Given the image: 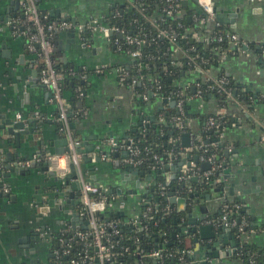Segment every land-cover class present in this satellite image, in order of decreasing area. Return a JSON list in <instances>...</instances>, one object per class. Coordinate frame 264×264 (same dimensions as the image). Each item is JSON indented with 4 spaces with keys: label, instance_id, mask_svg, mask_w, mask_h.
Segmentation results:
<instances>
[{
    "label": "crops",
    "instance_id": "obj_1",
    "mask_svg": "<svg viewBox=\"0 0 264 264\" xmlns=\"http://www.w3.org/2000/svg\"><path fill=\"white\" fill-rule=\"evenodd\" d=\"M121 1L37 0V4L48 20L84 24L92 18L103 20ZM211 1L216 22L246 41L248 48L230 46L219 66L210 70L209 75L215 77L223 71L237 89L249 95L251 103L249 107L233 103L227 109H219L214 99L192 98V83L199 78V73L182 76L179 85H189L188 94L192 95L188 100L189 113L221 115L217 141L214 142L222 145L224 167L211 179L208 187L199 190L191 187L189 191L197 194L191 198L188 194L179 195V189L174 190L176 196L186 197L187 211H178L177 204L170 207L182 213L179 219L183 223L188 222L191 212L196 221L191 227L194 226L196 232L180 237L179 224L174 231L176 236L171 237L183 238L185 249L189 250L190 264H246L236 255L241 245L248 243L264 249V0ZM183 7L187 17L191 14L186 10L199 11L193 0H187ZM21 8L20 0H0V180L9 188L0 196V264H49L57 231L62 226L72 231L83 228L86 220L77 210L79 190L71 189L74 179L66 178L72 163H65L67 171L61 173L45 159L35 160L43 154L64 149V133L57 120L58 110L51 100V91L40 80L41 62L27 50L25 37L14 31L15 24L23 20ZM218 15L225 21H218ZM53 41L57 66L83 76L77 79L74 75L65 80L69 86L64 96L72 116L78 110L84 113L71 121L75 123L72 134L80 142L79 153L81 157L90 156L101 147L108 157L89 163L82 159L83 177L107 194L109 204L106 209L118 214L122 225L134 226L142 216V205L149 200L155 179L140 178L127 171L125 167L130 166L124 162L127 152L112 150L107 141L113 138L122 142L136 131L147 129L159 133L160 116L172 107L153 95L149 98L148 93L143 98L121 80V69L133 61L128 55L117 52L100 34L63 31ZM98 69L101 71L97 72ZM72 85L76 87L75 96ZM4 119L22 122L21 130L6 133L8 126H3ZM188 124L192 139L199 132V121L189 118ZM172 132L169 129L165 135L171 136ZM175 143L179 152L170 158L168 171L162 172L163 180L168 179L171 184L185 164L182 161L194 164L193 157L197 156L190 149V143L188 147L181 145V136ZM91 145L94 149L88 151ZM186 155H189L188 159ZM19 161H28L29 165L20 166ZM171 175L175 178L170 179ZM198 181L197 177L195 182ZM70 193L74 198L69 196ZM234 200L240 202V212L248 221V229L241 237L234 231L229 233L206 222L220 215L225 201ZM200 225H211L214 237L201 238ZM194 238L199 242L197 259L193 257L196 251ZM215 240L220 244L216 249L225 252L218 257L210 256L205 247L206 243ZM152 244L157 247L155 236ZM232 249L235 251L231 252ZM134 262L151 264L144 259Z\"/></svg>",
    "mask_w": 264,
    "mask_h": 264
},
{
    "label": "trees",
    "instance_id": "obj_2",
    "mask_svg": "<svg viewBox=\"0 0 264 264\" xmlns=\"http://www.w3.org/2000/svg\"><path fill=\"white\" fill-rule=\"evenodd\" d=\"M180 8L184 11L182 3H180ZM117 11V14L114 16L112 12ZM166 3L165 0H122L114 5L111 12L105 16L104 23L107 25H117L123 28L127 34L140 36L142 32L148 34L146 42L141 45L140 52L141 56L137 63L144 64V66H139L133 62L128 66H124L123 69L127 71L128 75L125 78L126 83L131 84V88L138 94L142 95L147 92L149 88H154L157 84L160 85L159 93L161 95L167 96L174 94L176 88L174 87L175 79H178L182 76H189L187 72V56L191 57L194 61L199 62L203 69L208 71L219 66V49L229 50L230 45L227 42H217L210 39V35L220 34L225 31H228L222 25L215 27L207 28V33L200 34L199 31L195 28V23L191 20V17H187V14H184L182 17H174L166 15ZM188 14H193V11L186 10ZM175 14V13H174ZM161 17V18H159ZM152 21H155V24L160 28L168 27V30H171L174 35H176V42L174 44L170 43L167 39L157 37V29L151 24ZM181 22L182 27H177V23ZM188 29L190 31H188ZM193 30V31H192ZM196 32V35L193 37L192 33ZM234 33V32H233ZM150 35V36H149ZM118 38L119 36L116 35ZM122 43L121 54H125L126 45L123 43V39L119 38ZM173 47H178L186 53V56L180 58L183 62L182 68L174 67L170 62L172 60V49ZM126 55V54H125ZM147 56H151V59L148 60ZM140 69V72H136V68ZM226 76L223 71H219L217 76L221 77ZM228 77V76H227ZM131 79H136V83H132ZM156 80V81H155ZM199 82V89L202 94V99L209 100L214 99L218 102V105L227 109L230 104L236 103L232 99H227L224 94L218 92L214 83L211 80H206L201 74L197 79ZM80 84V83H78ZM77 84V85H78ZM69 86L68 81L63 82V94L67 87ZM230 86L233 89L232 92H235L234 99L239 100L241 104H244L249 107L251 99L249 95L237 89L235 83L230 81ZM75 86L72 85L73 94L75 96ZM178 115L176 108L172 107L164 114L165 121L159 125V133L152 131L151 129L143 130L141 132H135L129 137L132 138L142 151V155L147 158V160L139 165L137 168L143 171L146 175L151 174L152 179L159 182L162 180L161 175V166L158 162H155L152 159V154H158L164 162L169 159V154L178 153V144L176 145V138L178 134L182 131L185 133L190 132L188 119H198L199 121V132L197 135H193V141L196 145H201L202 148L196 150L195 148L192 151L196 154L204 155L205 159L209 156H213V159L216 164L221 163L224 157L222 145L217 144L216 146L211 145L212 142L217 141V133L214 127L206 128L204 123L211 114H197L191 115L188 110V104H184V113L182 118L183 128L180 130L178 126H174L171 117ZM220 119V116L217 117V120ZM69 120L72 121L71 115L69 114ZM221 121V119H220ZM171 129L173 132L171 136H166L168 130ZM161 130V132H160ZM166 134V135H165ZM170 139L172 141H170ZM145 147L149 151H145ZM220 170V169H219ZM217 170L214 175L210 177L203 178L200 182H195L191 179L188 174V182L183 186L180 182L174 180L171 186L174 187V190H180V195L189 194L188 189L193 188L199 190L204 187H208L214 176L219 171ZM154 175V177H153ZM212 179V180H211ZM2 180H0V185ZM156 189V186H154ZM169 189L166 188L167 192ZM150 196H148V203L143 204L142 216L140 217V223L138 225H122V219L118 214L114 213L111 210L104 209L102 212L96 214L98 218L99 225L104 229H108V223H116V227L119 232L116 235L111 236V242L113 244V251L117 253L113 262H128L134 264L136 259H144L145 261H150L151 264H158L151 257H142L140 258L135 254L138 250H143L144 253L150 252L153 249L152 241H154V236L157 238V242L162 244V259L161 264H190L191 258L188 254H183L184 262L179 260L180 251L185 249L183 238L173 239L171 233L177 230V223L182 213H178L171 208L170 213H164V207L169 204L167 199L164 196H159V192L150 191ZM3 193H0L2 196ZM103 194V193H102ZM104 195V194H103ZM77 210L81 209L79 193L76 196ZM226 204L240 203L238 200L234 201H225ZM150 207L151 211L146 213V216H143V213L146 212V208ZM241 208L237 211H233L230 214V218L244 219L246 222V230L248 229V221L245 218V214L240 212ZM85 217V216H84ZM75 231L88 232L87 228H78L75 230L65 229V226L57 231L53 237L54 249H58L60 252L58 256V261L61 264H67L71 258H76L81 260L84 254L81 241L75 238ZM183 237V236H180ZM62 238L63 242L60 243L59 239ZM60 245H70L68 247V254H61L62 247ZM127 247L128 251H124V248ZM158 247H154L156 249ZM87 254L93 256L94 248L87 247ZM237 257L242 259L246 264H248V258L250 255H253L255 264H264V249L257 248L255 245H250L244 243L240 246L236 253ZM56 259L52 257L49 264H52ZM94 263V260L92 261ZM82 264V263H81ZM85 264V263H84ZM109 264H112L109 263Z\"/></svg>",
    "mask_w": 264,
    "mask_h": 264
},
{
    "label": "built area",
    "instance_id": "obj_3",
    "mask_svg": "<svg viewBox=\"0 0 264 264\" xmlns=\"http://www.w3.org/2000/svg\"><path fill=\"white\" fill-rule=\"evenodd\" d=\"M185 0H165L166 3V15L174 17H182L184 15L182 9L180 8V3H183ZM21 2V10L23 13V20L20 23H16L14 26V31L19 32L21 35L25 37L26 40V47L27 50L36 56L40 62H41V73H40V80L41 82L46 85L50 91H51V100L55 103L58 113H57V120L61 124V130L64 133V135L67 138V151L63 154H43L41 156H38L35 158L36 161L41 160L42 158L49 162L51 167H53L55 170L64 173L67 171L68 166H64L65 163H72L77 170L78 179L80 183V189H79V200L81 209L78 211V213L86 220V226L89 230L88 232H82V231H75L74 236L75 238L79 239L83 246L82 250L84 252L82 259H76L71 258L67 264H109L112 262V264H131L128 262H113V259L117 255L116 252L113 251V244L111 242V236L118 234L119 230L116 227V223L109 222L108 223V229H104L101 225H99L98 218L96 214L98 212H102L109 204V197L105 192L101 190V188L93 184L87 180L84 179L82 171H81V163H82V157L79 153V144L80 142L78 139L72 134L70 124L71 121L69 120V113L71 115V118L79 119L80 117L84 116V113L82 110H78L74 116H72V113L70 112V107L67 102V100L64 97L63 94V82L68 79V77L74 76V72L71 69H62L59 68L56 64V60L54 58V52H55V45H54V37L63 31H70V30H76L79 33H98L101 36H103L107 41H109L117 50V52H121L122 50V43L119 40V38L123 39V43L127 46L126 51L124 52L126 55L129 56L130 59H132L134 64H138L139 66H144V64L137 63L140 56V47L146 42V38L148 34L145 32L139 34L140 36L135 35H129L126 33V31L113 24V25H107L104 23V20H99L96 18L90 19L88 22L84 24H75L71 21H54V20H48L39 10L37 0H20ZM197 4L199 7V11L195 12L191 15V20L193 23H195V28L199 31L200 34L207 33L208 29L210 27L218 26L219 24L215 20V9L213 7L211 0H197ZM175 13V14H174ZM117 11L112 12V15H116ZM161 18V17H159ZM162 19V18H161ZM151 24L157 29L156 36L167 39L170 43L174 44L176 42V35L171 30H168V27L166 28H160L155 24V21H152ZM177 27H182V23L178 22ZM188 31H190L188 29ZM193 31V30H192ZM118 35L119 38L116 36ZM193 37L196 35V32L192 33ZM150 36V35H149ZM210 39L212 41L217 42H227L228 45L234 46V47H243L248 48V43L246 41H242L239 39V37L229 31H225L220 34H213L210 35ZM227 49H219V59L222 60L224 56L226 55ZM171 64L176 68H182L183 62L180 60V58L186 56V53L182 51L178 47H173L171 52ZM147 59L150 60L151 56H147ZM187 67L188 70L186 73H199L203 77H205L206 80H211L214 83V86L216 87L218 92H221L226 96L227 99H232L234 102L239 103V100L234 99L235 91H233L234 88L230 86L231 79L227 76H221V77H213L209 75V71L206 69H203L201 64L199 62L194 61L191 57L187 56ZM101 70L98 69L97 72H100ZM136 72L139 73L140 69L137 67ZM128 73L123 68L121 69V80L125 81V78L127 77ZM76 76V75H75ZM83 76L79 75L75 78L81 79ZM182 77H179L178 79H175L174 81V87L176 88V91L174 94H170L167 96L161 95L158 91L160 88V85L157 84V86L152 90V88H149L147 92L143 93L141 96L143 98H146L147 93L152 92V95L155 98H159L161 101L164 100V102L168 103L170 100H175V106L178 115L171 117V120L174 124V126H178L181 130L183 128L182 124V118L184 113V104H188V100H190V94H188V86H180L179 83L181 81ZM184 79V78H183ZM132 83H136V79H131ZM156 81V80H155ZM188 83V82H186ZM193 96L192 98H198L202 99V94L199 89V82L196 80L193 83ZM131 87V84H130ZM78 92L81 94L80 89ZM191 98V99H192ZM223 109V108H219ZM218 109V110H219ZM221 111V110H220ZM19 116V115H18ZM221 116L220 114L215 115L212 114L209 117H207L204 125L206 128H212L214 127L216 129V132L219 128V121L217 120V117ZM160 122H163L165 120L164 113L160 116ZM161 132V130H160ZM184 133L182 131L178 136H181ZM177 140V138H176ZM170 141H172L170 139ZM262 142H264V136L262 137ZM107 143L112 148V150H124L127 152V156L124 159V162L127 165H130L131 167L137 168L139 165L144 163L147 158L142 155L141 149L138 147V144L130 137L127 138V140H124L122 142H119L113 138L108 139ZM190 149H200L202 148L201 145L194 144L193 138L190 139ZM211 145L216 146L215 142H212ZM145 151H149L147 147L144 148ZM172 153L169 154V159L167 162L158 155V154H152V159L155 162H158L160 165H162L161 169H164L166 165H168L170 158L172 157ZM108 159L107 154L103 153L101 151V147L98 148L96 151L92 152L90 155V160L92 162H95L97 159ZM197 163H194L190 161V165L184 164L182 167L180 173L177 176V181L180 182L183 186L188 182V174L190 177L196 176L198 177L199 181L203 178L210 177L211 175H214L215 172L222 167H224L223 163L216 164L213 156H209L207 159H205L204 155L197 154ZM203 162L209 163V168L206 170H202L199 166ZM20 166H28V161H19L17 162ZM62 164V165H60ZM164 175V174H162ZM156 186V189H154ZM171 183L168 181L167 183H164V180H159V182L155 181L151 185V188H153L152 191L159 192V196H164L167 199V192L165 191L166 188L170 189ZM190 188L188 189V191ZM9 191L8 186L5 183H2L0 185V193H7ZM192 191H189L191 193ZM104 195H103V194ZM180 193V192H179ZM178 193V194H179ZM180 195V194H179ZM148 203V200L147 202ZM242 207L240 203H232V204H226L223 203L220 208V215L216 218H212L210 220H207V223H210L216 227H229L234 231L238 237H241L245 233L246 229V222L244 219H238L230 218V214L233 213V211H237ZM164 213L168 214L171 211L170 204H167L164 207ZM148 211H151V208H146V212L143 213V216H146V213ZM85 216V217H84ZM139 222H134V225H138ZM180 224V225H179ZM183 222L180 221L177 223V225L181 226ZM65 229H68L65 227ZM59 242L62 243V238L59 239ZM62 247L61 254H68L69 250L68 247L70 245H60ZM87 247L94 248L93 256H89L87 254ZM158 247V246H157ZM163 248V247H162ZM162 248H156L154 250H151L150 252L144 253L143 250H138L135 254H137L140 258L144 257H151L154 260L158 262V264H161L162 254L161 251ZM124 251H128V248L125 247ZM189 250L182 249L180 251L179 260L184 262L185 259H183V254H188ZM60 252L58 249L53 250V259L56 260L52 262V264H61L60 261H58V256ZM94 260V263L92 262ZM248 264H255L253 255H250L248 258Z\"/></svg>",
    "mask_w": 264,
    "mask_h": 264
},
{
    "label": "water",
    "instance_id": "obj_4",
    "mask_svg": "<svg viewBox=\"0 0 264 264\" xmlns=\"http://www.w3.org/2000/svg\"><path fill=\"white\" fill-rule=\"evenodd\" d=\"M194 2L197 0H193ZM187 2V0H185L182 5H184L185 3ZM189 19V17H188ZM73 20V19H72ZM217 20L220 21V22H224L225 20L223 19L222 15H218L217 16ZM194 91V89H192ZM149 95V98L152 96V92H149L148 93ZM162 102H164V100H162ZM169 106L170 107H174L175 106V100L172 99L168 102ZM160 105V103H159ZM70 114V113H69ZM22 122L16 120V119H4V125H7L8 127H6L5 129V132L6 133H9V134H12L15 130H21V127H22ZM2 126V127H3ZM75 127V123H71L70 124V128L73 129ZM16 134V133H15ZM17 135V134H16ZM189 141H190V135L189 133H183L181 135V145L183 147H188L189 146ZM67 138L66 136L64 135V141L63 143L65 144V148L64 149H57L54 153L55 154H63L65 151H67ZM94 149V146L91 145L90 147H88V151H92ZM173 156V155H172ZM186 158L188 159L189 158V155H186ZM82 159H84V161L86 163H89L90 162V156L89 155H85L82 157ZM97 161H99V158L97 159ZM193 161L195 163H197V156H194L193 157ZM182 163H185L186 165H190V161H182ZM181 163V164H182ZM33 164V163H32ZM180 166V165H179ZM201 166H202V169L203 170H206L209 168V163L207 162H203L201 163ZM70 173L66 175V178H73L74 181L71 182V189L72 190H79L80 189V183H79V179H78V175L76 174V170H75V167L73 164H71L70 166ZM125 169L127 171H131L134 175H137L139 176L140 178L141 177H144V176H147V179L150 180L152 178V175L149 173V174H145L143 171L139 170L138 168H133L131 166H126ZM180 169V168H179ZM168 171V165H166L164 167V169H161L160 172H161V175H162V172H166ZM223 173L226 174V170H223ZM222 173V174H223ZM175 176L174 175H171L170 179H174ZM191 179L193 181H196L197 180V177L196 176H192ZM165 181H168V179H165ZM164 183H167L165 182ZM137 183H140V180L137 181ZM151 190H153V188H151ZM194 195H197L196 193H189L188 194V197L191 198L192 196ZM208 195V194H207ZM70 197L74 198L73 194L70 193L69 195ZM208 197V196H207ZM167 201L169 202L170 205H173V204H177V210L178 211H187V200H186V197H178L175 195L174 193V187L173 186H170V189L169 191L167 192ZM245 211V209H244ZM125 221H127V219H125ZM178 222L180 221V219L177 220ZM191 225H196V221H195V218L192 216L191 212H189L188 214V222L187 223H183L180 227H179V231L181 233V236H189V235H193V233L196 232V229L195 227H191ZM83 228H87V226L83 227ZM223 229V231H226V232H232V229H230L229 227H224L222 226L221 227ZM198 230L200 232V237L201 238H205V239H209V238H213L214 237V232L212 231V226L211 225H200L198 227ZM171 236L174 238L176 236V232H172L171 233ZM219 237V236H218ZM220 239V237H219ZM194 242H195V254L193 255L194 259H197V255H198V248H199V242L197 241L198 238H194L193 239ZM155 241H157V238H155ZM238 243H235L234 246L238 247V245H236ZM220 245L219 244V241H212V242H208L205 244V247L206 249L209 251V255L210 256H213V257H218V255H222V254H225V252H221V251H218L216 249V246ZM157 246L159 248H162V244L161 243H158L157 242ZM235 249H232L231 252H234ZM228 254V253H227ZM230 254V252H229ZM200 264H204V263H201Z\"/></svg>",
    "mask_w": 264,
    "mask_h": 264
}]
</instances>
